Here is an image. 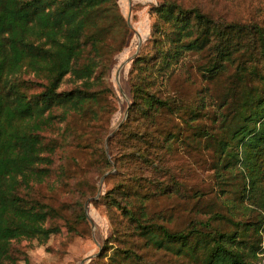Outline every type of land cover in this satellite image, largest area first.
<instances>
[{
  "label": "trees",
  "instance_id": "obj_1",
  "mask_svg": "<svg viewBox=\"0 0 264 264\" xmlns=\"http://www.w3.org/2000/svg\"><path fill=\"white\" fill-rule=\"evenodd\" d=\"M152 10L157 17L153 32L159 37L150 53H140L133 62V102L126 123L112 138L121 137L122 156L133 158L125 162L130 163L126 170L152 166L151 184L155 188L147 195L149 199L181 193L170 159L162 153H168L178 135L161 131L159 120L192 106L156 90L157 83L171 78L183 55L208 49L212 60L203 71L210 80L234 63L244 72L241 88L229 104V121L225 125L223 121L217 140L219 153L225 155L223 166L229 165L230 172L239 168L241 174L246 173L243 197L260 209L262 222L238 223V229L230 233L214 229L211 218L173 232L149 221L144 205L133 208L132 201L142 195L137 188L120 192L121 187L111 192L106 196L108 203L121 210L134 230L156 250L201 264H264V29L217 25L200 10L184 9L169 0ZM130 34L115 0H0V264L16 259L14 242L37 240L45 244L57 231L47 226L56 210L29 197L28 192L33 183L44 181L50 174L52 159L44 154L49 146L43 132L59 118L55 109L83 113L90 102H97L101 90L91 89L103 81L115 56L127 46ZM23 72L38 79L33 83L41 89L38 95L28 96L23 84L14 82ZM68 76L81 86L62 91ZM199 114L192 109L187 115L193 119ZM104 163L113 167L106 152ZM145 179L138 174L132 180ZM249 225H255L254 241ZM113 256H122L124 261L141 259L133 249H114Z\"/></svg>",
  "mask_w": 264,
  "mask_h": 264
},
{
  "label": "rangeland",
  "instance_id": "obj_2",
  "mask_svg": "<svg viewBox=\"0 0 264 264\" xmlns=\"http://www.w3.org/2000/svg\"><path fill=\"white\" fill-rule=\"evenodd\" d=\"M115 1L131 28L127 46L115 56L103 81L91 89V92L101 90L96 103L90 102L83 113L55 109L54 115L59 118L43 132L45 145L49 146L44 154L52 159L50 174L44 181L33 183L28 191L29 197L56 210V216L48 218L47 226L57 231L45 244L37 240L14 242L16 259L9 264H201L148 245L127 216L108 203L106 196L121 187L124 188L120 192L125 188L141 190V199L132 201L133 208L144 205L149 221L163 224L173 232L211 218L214 229L230 233L238 229V223L262 222L260 209L243 197L246 173L241 174L239 168L230 172L229 165L223 166L225 155L219 153L217 140L223 121L224 125L229 121V104L241 88L244 72L237 70L234 63L210 80L203 71L212 60L208 49L183 55L171 78L157 83L156 90L192 106L181 109L177 116L159 120L161 131L178 135L168 153L165 150L162 153L170 159L171 172L182 188L181 193L149 199L147 195L155 188L151 184L152 166L144 164L126 170L130 163L125 162L133 158L122 156L121 137L112 138L126 123L133 102L130 81L136 75L135 72L130 76L133 62L140 53H150L158 40L159 34L153 32L157 17L152 8L163 0ZM169 1L184 9H198L217 25L264 29V0ZM13 80L23 84V91L30 97L41 91L33 86L38 82L33 73L23 72ZM80 86L81 82L68 76L61 90ZM192 109L200 114L189 119L187 114ZM110 139L113 143H109ZM103 150L113 167L105 165ZM138 174L146 179L133 181ZM250 227V239L254 241L255 225ZM114 249H133L141 259L124 261L122 256H113ZM104 253L103 258L95 259Z\"/></svg>",
  "mask_w": 264,
  "mask_h": 264
},
{
  "label": "crops",
  "instance_id": "obj_3",
  "mask_svg": "<svg viewBox=\"0 0 264 264\" xmlns=\"http://www.w3.org/2000/svg\"><path fill=\"white\" fill-rule=\"evenodd\" d=\"M131 2V1H130Z\"/></svg>",
  "mask_w": 264,
  "mask_h": 264
}]
</instances>
